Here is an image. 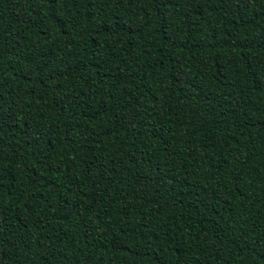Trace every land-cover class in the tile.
I'll return each instance as SVG.
<instances>
[{"label":"trees","instance_id":"trees-1","mask_svg":"<svg viewBox=\"0 0 264 264\" xmlns=\"http://www.w3.org/2000/svg\"><path fill=\"white\" fill-rule=\"evenodd\" d=\"M0 264H264V0H0Z\"/></svg>","mask_w":264,"mask_h":264}]
</instances>
